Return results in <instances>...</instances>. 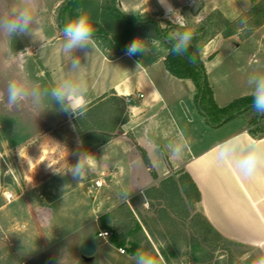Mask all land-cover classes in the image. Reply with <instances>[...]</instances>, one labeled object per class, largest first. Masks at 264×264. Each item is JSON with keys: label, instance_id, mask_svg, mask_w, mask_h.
Instances as JSON below:
<instances>
[{"label": "crops", "instance_id": "0c3cea01", "mask_svg": "<svg viewBox=\"0 0 264 264\" xmlns=\"http://www.w3.org/2000/svg\"><path fill=\"white\" fill-rule=\"evenodd\" d=\"M4 1L8 14L15 11L11 7L14 0ZM63 1L16 0L22 5L26 2L33 16L29 31L21 35L25 49L39 65L38 78L44 83L42 92L53 103L52 106L46 103L45 108L44 104L41 106L44 110L39 115L41 122L34 126L72 121L81 112L94 109L112 96L124 99L128 121L111 133L108 142L90 152L102 154L76 185L58 191L62 183L53 180L66 179L70 173H59L65 168H56L44 179L42 173L52 167L45 166L42 168L46 171L37 170L39 174L33 184L8 190L12 199L0 200V264H32L57 259L63 254L61 246L73 250L82 260L81 264H137L136 256L128 251L119 252L125 247H117L109 239L97 236L101 230L99 221L119 205L129 202L142 224L148 206L153 204L145 192L181 171L190 175L200 191L196 212L222 236L251 249L259 263L264 264V166L251 175L243 174L238 168L244 155L254 148L264 149V135L254 136L249 132L246 116L211 127L197 107L194 83L176 78L167 70L165 61L170 49L158 37L140 34L138 37L145 41V51L135 56H128L126 50L118 54L103 39L93 37L85 46L65 51L64 29L58 20V9ZM116 2L120 12L150 18L161 28L168 22L192 29L201 26L215 11L234 21L250 12L253 6L251 0H168L171 7L166 14L164 0ZM172 9L179 10L183 19H170ZM178 33H174L175 38ZM200 56L218 107H226L240 97L253 96L257 82L264 77V24L248 37L240 33L229 37L214 33L205 42ZM65 82L76 87L77 96L84 97L83 109L73 112L66 99L61 102L53 96V91ZM5 124L2 123V128L10 129L11 125ZM28 124L26 120L22 122V126ZM33 131L35 136L40 134ZM35 136L20 144L18 130L10 139L22 156H31L26 145ZM5 142L6 139H1L2 147ZM12 150H5L4 154ZM78 160L68 163L74 165ZM97 180L102 181L101 188L95 186ZM80 190L83 196L76 199ZM69 193L74 198L63 201ZM92 193L95 196L90 202ZM140 204L143 208L137 213ZM143 228L151 239L152 233L144 225ZM87 242L96 247L89 257L82 251ZM153 264L167 262L161 256Z\"/></svg>", "mask_w": 264, "mask_h": 264}, {"label": "trees", "instance_id": "16d2710c", "mask_svg": "<svg viewBox=\"0 0 264 264\" xmlns=\"http://www.w3.org/2000/svg\"><path fill=\"white\" fill-rule=\"evenodd\" d=\"M93 2L94 0H66L58 13L60 27L64 29L76 17L85 15L95 28L92 37L103 39L118 54L124 53L142 33L160 38L170 49L165 61L167 70L176 78L191 80L194 83L197 90V107L211 127H220L234 118L246 116L249 118V132L254 136L264 135V115L252 107L253 96L241 97L223 108L217 106L200 56L208 39L205 40L207 29L216 28L224 37H229L235 34L236 23L224 18L219 11L213 12L207 17L206 22L196 29L188 30L168 23L170 28L179 33L186 30L193 33L188 53L179 56L172 54V45L177 38L170 37L169 30L161 28L155 20L128 16L120 12L116 0L96 2L94 12L89 13L87 8L94 5ZM253 9L257 11V8ZM262 13L264 14V10ZM261 17L264 18V15ZM255 23L254 27L260 25L259 21ZM252 33L253 29L248 30L245 36L248 37ZM127 121L124 99L112 96L100 102L94 109L78 114L74 124L77 129L84 127L85 132L79 131V135L86 146L85 150L90 153L108 142L112 137L111 133H114L121 123ZM145 196L160 208L154 216L143 218L142 224L155 239L165 244L162 254L168 262L170 258L176 257L183 247L190 249L189 254L196 263L212 262L219 244L225 245L223 250L231 245L244 247L222 236L205 217L196 212L195 205L200 202L201 194L187 172L181 171L162 180L158 186L148 189ZM100 220L102 228L111 227V224L116 227L117 236L113 240L115 246L125 247V251L132 256L142 253L151 257L153 261L158 258L154 252L148 254L147 249L151 248L150 240L140 220L127 203L119 205ZM187 226L190 232L186 229ZM252 260L260 264L258 260L254 258ZM220 261L216 260L215 264H219Z\"/></svg>", "mask_w": 264, "mask_h": 264}, {"label": "rangeland", "instance_id": "374dc122", "mask_svg": "<svg viewBox=\"0 0 264 264\" xmlns=\"http://www.w3.org/2000/svg\"><path fill=\"white\" fill-rule=\"evenodd\" d=\"M65 1L66 0H64L63 3ZM251 2L253 6L250 12L240 16L234 21H231L236 23L235 26L237 27V29L234 30L235 34L240 33L241 36H245L248 30H255V22L259 21L260 25L264 24V18L261 17L264 15L262 13V11L264 10V0H251ZM63 3H61L60 7ZM93 4L94 5L87 8V12H94L93 7H96L97 4L95 1L93 2ZM60 7L58 9V13ZM253 8H257V11H254ZM7 9V3L5 4L4 0H0V17L8 15ZM164 25L165 27L163 29H168L170 34L169 36L175 38L174 33H177V30L170 28L168 26V22ZM242 27H244V30L240 31V28ZM186 29L191 30L192 28L187 27ZM206 32L205 40L212 36L214 33H217L218 30L216 28H210L207 29ZM39 75V65L35 57H33L32 54H29L25 49L22 35L14 34L12 36H9L2 30H0V200L2 201H5L3 192L8 193V190H11L14 186H19L20 188L26 187L28 186V184H33L36 181L34 180L35 176H38L37 174H39L37 173L38 169L42 167L45 168V166H52L47 171L42 168L43 171H46L42 173V177L45 179L46 177L51 175V170L54 171L56 170V168H65L66 159L68 162L74 160L76 161L80 159V157L86 151V146H84V143L81 140V136L79 135V131L84 133L85 129L84 127H79L78 130L74 124L73 119L72 121L60 122L58 124L46 125L44 123H41L39 124L41 126H39L38 128L34 126L35 124L41 122L39 117L44 111L42 110L43 107L41 106H43L44 104L45 108L47 107V104H49L50 106H52L53 104L52 100H50V98L42 92V86L44 85V83L40 78H38ZM13 83H19L25 88V99L16 104L8 102L7 89L8 86ZM25 120L27 121V124H29L22 126V122H24ZM3 122L4 126L6 125L5 122H8L11 125L10 129H8L7 127L2 128ZM19 124L22 127H18ZM41 127L43 128V130H40ZM32 128H34V131ZM18 130L19 134L21 135V138H18V142L20 144L28 141L29 137L33 135L35 136V133L33 134L32 131L40 133L39 135L35 136V139H33L32 142H28L30 144L26 145L27 150L32 153L31 156H22L20 150H18L16 147V143L11 141L10 137H13L16 132L18 133ZM48 132L51 134L50 136L45 135V133ZM1 139H6L4 147L1 146ZM9 149L13 150L9 151V153L5 155L4 151ZM101 154L102 153H97L94 156L98 160ZM70 175L71 174H69V177H67L66 179L59 177L53 180L54 182L62 183V185L58 186V191H63L69 186L72 187L73 184H77L78 180L71 178ZM66 185L68 186L65 188ZM77 192L78 195H75L76 199L79 196H83V191L80 190ZM94 196V193L90 195V202ZM69 198H74L72 193H69L67 197L65 196L63 198V201ZM142 208L143 206L142 204H140L136 209V212L138 211L139 213H141L139 209L141 210ZM159 208L160 207L155 204L148 206L147 214L145 215V217L154 216ZM101 224L102 223L100 220V229L108 230L111 233V236L108 239L109 242L114 245L113 240L117 236V234L115 233L116 227L111 224V227L102 228ZM73 225H77V222H75ZM186 229L190 232L188 226L186 227ZM117 233L120 234L119 231ZM151 237L152 240L149 239L151 248L147 249L148 254H153L154 252L158 255L157 259H159L161 256L165 259V256L162 254V250L165 247V244L158 239H155L153 235ZM65 247L66 246L60 247V249H63V254L57 257V259L49 258L44 260V262L33 261L32 264H49L50 262H52L53 264H81L82 260L80 259V257H78L73 252V250L70 251V248ZM224 247V244L218 245V250H216V252L214 253L215 259L210 263H196L190 256V249L188 247H183L181 251L177 253L176 257L169 259V262L166 259L165 260L167 264H215L216 260H221L219 264H258L256 261L252 260V258H254L255 260L258 259L255 257V253L251 249L245 246L238 247L236 245H231L226 250H223L222 248Z\"/></svg>", "mask_w": 264, "mask_h": 264}, {"label": "clouds", "instance_id": "9594fccd", "mask_svg": "<svg viewBox=\"0 0 264 264\" xmlns=\"http://www.w3.org/2000/svg\"><path fill=\"white\" fill-rule=\"evenodd\" d=\"M163 4L166 8V14H168V8L171 7V5L168 4V0H164ZM11 7L15 9V11H10L8 15L0 17V30L9 36L28 32L33 23V16L26 2L22 5L14 0ZM169 18L183 19V16L180 14L179 10L172 9ZM94 31V25L87 16L81 15L76 17L69 22L63 30L65 51L70 52L73 49L85 46L92 38ZM192 39L193 33L190 31L186 30L178 33V38L172 45V54L179 56L186 55L189 47H191ZM155 43L156 41H153V44ZM144 51L145 41L138 37L128 46L126 54L128 56H135L143 54ZM189 58L191 59L190 56ZM75 67L76 64L74 63L73 68ZM7 91L9 103L16 104L25 99V88L19 83L10 84ZM76 91L77 89L74 85L65 82L53 91V96L61 102L66 99L69 102L71 110L76 112L77 109H83L84 107L82 104L84 97L77 96ZM252 107L258 113L264 114V77H261L257 82L256 89L253 93ZM81 114L83 113L81 112ZM220 158L222 159L223 157ZM96 162L97 158L86 151L83 153L82 158L74 165L68 163L66 159L65 170L63 172H58L62 174L70 173L74 179L80 182L86 176V173L95 166ZM262 166H264V149L254 148L238 162V168L245 175H251ZM67 186L68 185H66L65 188ZM137 264H153V260L151 257L141 253L137 255Z\"/></svg>", "mask_w": 264, "mask_h": 264}, {"label": "built area", "instance_id": "2783aa9c", "mask_svg": "<svg viewBox=\"0 0 264 264\" xmlns=\"http://www.w3.org/2000/svg\"><path fill=\"white\" fill-rule=\"evenodd\" d=\"M139 97H143V95L139 94ZM95 186L97 188H101L103 186L102 181L101 180H97L95 182ZM3 197L5 198L6 201H10L12 199V195L10 193H7V192H3ZM127 203L129 204V202H127ZM97 236L99 238L108 239L111 236V233L108 230H100L98 232ZM119 252L122 253V254L126 253L125 249H123V248H120Z\"/></svg>", "mask_w": 264, "mask_h": 264}, {"label": "water", "instance_id": "95a60500", "mask_svg": "<svg viewBox=\"0 0 264 264\" xmlns=\"http://www.w3.org/2000/svg\"><path fill=\"white\" fill-rule=\"evenodd\" d=\"M96 247L92 242H87L84 244L82 251L85 256H92L95 253Z\"/></svg>", "mask_w": 264, "mask_h": 264}]
</instances>
